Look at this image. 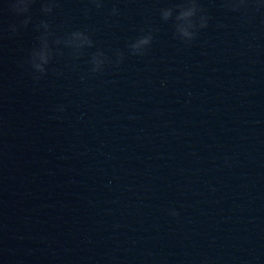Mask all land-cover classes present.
<instances>
[{"label": "clouds", "instance_id": "1", "mask_svg": "<svg viewBox=\"0 0 264 264\" xmlns=\"http://www.w3.org/2000/svg\"><path fill=\"white\" fill-rule=\"evenodd\" d=\"M35 0H7V7L10 12L15 14L17 17H23L19 20L18 24H13L9 26V30L16 33L20 28H27L32 22V16L30 14V9ZM97 8L102 7V0H91ZM250 0H224V6L231 11H238L241 9H247ZM260 5H258L259 7ZM56 7V0H44L42 3L41 11L45 14H49ZM178 14L175 16V31L176 35L184 40L185 42H191L196 39L197 32L199 29L206 28L207 17L199 16L197 19V13L203 12L199 6L198 0H185V3L177 5ZM173 7L161 9V18L164 21H168L173 17L174 12ZM113 15L118 14V10H112ZM37 31L43 28L44 31L40 33L39 46L34 47L28 54L26 63L30 65L33 70V79L38 81L47 72V66L52 61L53 57L57 54H63L59 47L53 48V44L56 46H63L64 48L71 49V54L73 57L78 58L84 48L93 47V40L86 31L76 30L71 33L66 34L63 37H57L52 43L49 41V37L54 35L50 30V26L46 21H41L37 24ZM153 36L151 32L140 36L135 42L130 43L128 47L131 50L132 55H143L144 50L151 45ZM117 60L116 64L119 65L124 58L122 52L116 53ZM105 62H111L105 53L101 50L93 53L91 56V71L93 73L102 70ZM56 111L63 112V106H60ZM173 216H177L178 213L172 211L170 213Z\"/></svg>", "mask_w": 264, "mask_h": 264}]
</instances>
